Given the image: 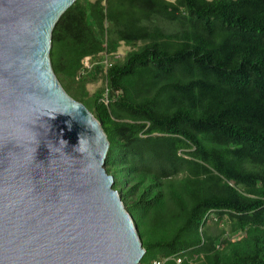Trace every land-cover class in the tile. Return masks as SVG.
Instances as JSON below:
<instances>
[{
	"label": "trees",
	"instance_id": "trees-1",
	"mask_svg": "<svg viewBox=\"0 0 264 264\" xmlns=\"http://www.w3.org/2000/svg\"><path fill=\"white\" fill-rule=\"evenodd\" d=\"M51 60L103 123L142 264H264V0H76Z\"/></svg>",
	"mask_w": 264,
	"mask_h": 264
},
{
	"label": "water",
	"instance_id": "water-1",
	"mask_svg": "<svg viewBox=\"0 0 264 264\" xmlns=\"http://www.w3.org/2000/svg\"><path fill=\"white\" fill-rule=\"evenodd\" d=\"M76 0H0V264H142L103 123L64 89L53 33Z\"/></svg>",
	"mask_w": 264,
	"mask_h": 264
},
{
	"label": "rangeland",
	"instance_id": "rangeland-1",
	"mask_svg": "<svg viewBox=\"0 0 264 264\" xmlns=\"http://www.w3.org/2000/svg\"><path fill=\"white\" fill-rule=\"evenodd\" d=\"M132 49H133V47L122 45V47L120 49V54L123 56L127 51L132 50ZM84 62H85L87 67H90V58L89 57H87ZM104 85H105V81L102 77H100L97 81L88 83L86 85V89L89 93L94 94L96 91H98ZM212 228L216 229V225H212Z\"/></svg>",
	"mask_w": 264,
	"mask_h": 264
},
{
	"label": "built area",
	"instance_id": "built-area-1",
	"mask_svg": "<svg viewBox=\"0 0 264 264\" xmlns=\"http://www.w3.org/2000/svg\"><path fill=\"white\" fill-rule=\"evenodd\" d=\"M177 261H178V262H181V259H178ZM153 264H163V262H160V261H154Z\"/></svg>",
	"mask_w": 264,
	"mask_h": 264
}]
</instances>
